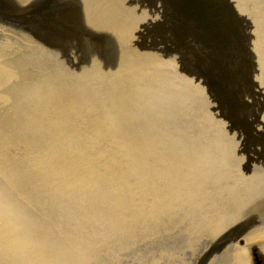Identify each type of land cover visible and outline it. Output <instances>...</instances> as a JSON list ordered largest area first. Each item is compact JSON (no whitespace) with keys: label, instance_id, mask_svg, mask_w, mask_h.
Instances as JSON below:
<instances>
[{"label":"water","instance_id":"obj_1","mask_svg":"<svg viewBox=\"0 0 264 264\" xmlns=\"http://www.w3.org/2000/svg\"><path fill=\"white\" fill-rule=\"evenodd\" d=\"M0 264H264V0H0Z\"/></svg>","mask_w":264,"mask_h":264}]
</instances>
